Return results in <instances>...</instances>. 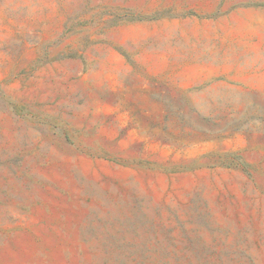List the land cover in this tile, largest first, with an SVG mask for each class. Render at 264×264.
I'll return each mask as SVG.
<instances>
[{
	"label": "rangeland",
	"instance_id": "rangeland-1",
	"mask_svg": "<svg viewBox=\"0 0 264 264\" xmlns=\"http://www.w3.org/2000/svg\"><path fill=\"white\" fill-rule=\"evenodd\" d=\"M0 264H264V0H0Z\"/></svg>",
	"mask_w": 264,
	"mask_h": 264
}]
</instances>
